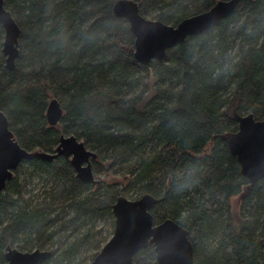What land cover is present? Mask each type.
<instances>
[{
    "label": "trees",
    "instance_id": "trees-1",
    "mask_svg": "<svg viewBox=\"0 0 264 264\" xmlns=\"http://www.w3.org/2000/svg\"><path fill=\"white\" fill-rule=\"evenodd\" d=\"M115 1L3 0L20 29L12 69L0 45V111L16 141L52 153L61 135H73L97 155L94 178L104 165L122 181L83 183L63 157L21 162L0 193V263L16 241L49 248L59 208L65 236L42 264H71L94 239L92 227L72 233L103 218L114 230L116 199L150 194L160 200L154 223L171 219L187 231L194 264H264V179L249 183L229 150L235 115L264 121V0H239L225 19L148 64L135 60ZM133 1L143 17L175 26L227 0ZM53 98L63 114L49 126ZM26 171L52 183L34 205L19 179ZM244 187L234 212L230 199ZM153 249L134 262L154 264Z\"/></svg>",
    "mask_w": 264,
    "mask_h": 264
},
{
    "label": "water",
    "instance_id": "water-1",
    "mask_svg": "<svg viewBox=\"0 0 264 264\" xmlns=\"http://www.w3.org/2000/svg\"><path fill=\"white\" fill-rule=\"evenodd\" d=\"M239 0L218 1L209 10L187 17L175 26L143 17L133 0H116L112 6L114 15L125 18L134 36V58L141 64L164 58L168 49L183 43L190 35L200 34L229 16ZM0 25L4 32L1 52L5 66L12 69L18 56L20 29L12 15L0 0ZM63 110L56 99L48 102L46 121L56 126ZM238 126L229 150L237 158L241 174L253 184L264 179V121H256L251 114L235 115ZM58 157L68 159L75 177L83 183L96 185L92 161L97 155L86 148L73 135L59 137L54 152L27 151L20 147L8 127V121L0 111V193L13 171L25 160L41 159L48 162ZM160 200L150 194L129 200L119 196L112 206L114 230L90 264H136L134 255L153 245L154 264H194V247L187 231L171 219L154 223L151 209ZM4 262L0 264H42L50 258L51 252L35 249L21 252L7 246Z\"/></svg>",
    "mask_w": 264,
    "mask_h": 264
},
{
    "label": "rangeland",
    "instance_id": "rangeland-1",
    "mask_svg": "<svg viewBox=\"0 0 264 264\" xmlns=\"http://www.w3.org/2000/svg\"><path fill=\"white\" fill-rule=\"evenodd\" d=\"M147 19H150V18H147ZM150 20H152V19H150ZM3 38H4V35H2L0 38V45L2 44ZM208 149H209V146H208L207 150ZM96 165H98V164L92 163V170L94 167H96ZM106 170L107 169H106V167H104V165H100V174L95 176V179L100 181V182H104V183L122 181V179L119 176H116L113 173L110 174ZM27 172L28 171L24 172L25 175H21L19 177V179L24 185L23 195H24L25 200L30 201V203H32V205H34L36 202L41 201V199L44 197L45 191H48L51 189L50 187L52 186V183L50 181L38 179L36 176H33V175L31 177H27L26 176ZM85 193H87V191ZM246 193H247V188L244 187L242 189L240 195H237V196L230 199L232 210L234 212H236L237 209L239 208L240 201ZM57 211H58V213H57L58 218L55 217V222H53L54 236L52 237V239L50 241L47 242V243H49L48 245H50V247L44 249L47 251L54 250L57 242H59V241L62 242V238H63V236H65V233H63L64 231L61 230V228H60V223L63 222V220H62L63 215H61V213H59L60 212L59 208H57ZM89 227H92L91 233H92L94 239H93V241L88 242L90 244H86V245H83L80 247V250L78 251V253L74 257L71 264H90L93 260L92 255L96 251V246L99 245L98 250H97L99 252L101 250V248L103 247V245L110 239V237L113 234L112 233L113 229L111 228L110 220L103 218V219L97 220L95 223L87 224L85 227H81L80 230L75 231V233H72L71 237H75V235L77 237L80 236V234L83 233L85 228H89ZM213 242H209L208 244L211 246V244H213ZM8 246L15 248L17 250H20L21 252L33 251V248L30 250L27 247H23L22 242L16 241L13 244H8ZM4 253H5V251H4Z\"/></svg>",
    "mask_w": 264,
    "mask_h": 264
}]
</instances>
